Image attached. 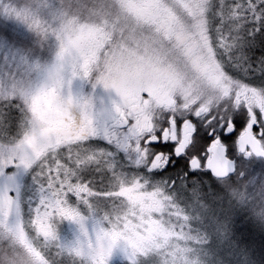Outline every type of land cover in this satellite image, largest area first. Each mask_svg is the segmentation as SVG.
<instances>
[{
  "label": "snow or ice",
  "instance_id": "snow-or-ice-1",
  "mask_svg": "<svg viewBox=\"0 0 264 264\" xmlns=\"http://www.w3.org/2000/svg\"><path fill=\"white\" fill-rule=\"evenodd\" d=\"M44 10L64 15L60 5ZM100 11L103 26L62 29L55 62L35 80L0 69V243L10 253L0 264H108L118 245L129 264L152 256L176 264L168 249L183 238L173 223L182 214L163 188L127 171L115 148L149 172L174 152L177 164L187 155L193 168L228 180L237 149L264 157V82L237 81L221 61L240 46L244 25L249 34L264 26V0H117ZM77 76L114 95L99 107L74 95ZM13 108L18 128L8 135ZM97 137L110 148L88 147ZM21 170L39 192L27 210L13 179ZM62 220L79 228L70 243L57 235Z\"/></svg>",
  "mask_w": 264,
  "mask_h": 264
},
{
  "label": "rangeland",
  "instance_id": "rangeland-1",
  "mask_svg": "<svg viewBox=\"0 0 264 264\" xmlns=\"http://www.w3.org/2000/svg\"><path fill=\"white\" fill-rule=\"evenodd\" d=\"M116 2L117 0H56L54 4L49 0L46 5L43 0H0V4H4L0 8V69L7 65L24 79L35 80L55 62L59 49L58 36L64 27L73 24L78 29L85 25L103 26L107 17L100 11L101 6L106 3L111 8ZM59 5L62 6L63 16L52 15L50 11L44 10L46 7L53 10ZM209 16L212 24L216 25L218 20L215 5ZM250 27L251 24H246L241 28L240 46L230 54L222 55L225 63L229 60L236 63L233 67L240 79L249 83H262L264 26L259 32L249 34ZM257 62H260V67H254ZM100 86L102 85L95 87ZM7 121L10 123L3 126V131L11 135L17 131L19 112L11 109ZM87 146L108 149L94 139L88 141ZM132 168L134 169L133 166ZM133 169L127 168V171H135ZM88 173L90 171L82 175L85 177ZM142 175L163 188L176 210L182 214L181 217H174L173 223L177 225V232H183V238L172 241L173 247L168 249L175 256L176 264H186L190 255L199 256L202 264H239L238 259L244 264H253L251 252L244 247L239 234L242 232L240 227L248 226L251 220L261 216L258 212L264 208L263 157H239L237 170L231 180L215 179L199 172L185 182L181 180L168 187L160 179L153 180L150 172H142ZM26 176L27 172L21 170L13 179L27 210L29 201L34 202L39 192L34 183L25 179ZM235 178L244 180L241 183ZM4 183L5 179L0 178V185ZM237 188L242 189L243 199L233 195V189ZM56 231L60 241L64 243L74 241L79 234L78 226L69 220L59 221ZM177 247L180 249L178 255L175 253ZM4 249L5 245L0 243V262L10 259V253H6ZM158 262L159 258L152 256L148 260H142L141 264ZM108 264H129L122 245L114 250Z\"/></svg>",
  "mask_w": 264,
  "mask_h": 264
},
{
  "label": "flooded vegetation",
  "instance_id": "flooded-vegetation-1",
  "mask_svg": "<svg viewBox=\"0 0 264 264\" xmlns=\"http://www.w3.org/2000/svg\"><path fill=\"white\" fill-rule=\"evenodd\" d=\"M221 61H222V67H223L224 71L229 76H231L232 78H234L237 81H239V80L246 81L245 79H240L238 77L240 75L236 74V72H235L236 69L233 67L234 65H236V63L234 61L229 60L228 63H225L223 55H221ZM249 75L250 74H248V76ZM71 90H72L74 95H80V96L94 98L97 101L98 107H99V102L101 100H103L105 103H107L109 101L110 96L114 95V93H110L109 90L104 89L103 86H100L99 88L93 87V81L91 79L83 78L80 76L74 77L72 79ZM225 102L226 101H221V104H223ZM163 123H165V124L167 123V115L166 114H165ZM94 140L103 144V147H108V149L110 148V146L104 142L102 137L94 138ZM160 143H163V141H160ZM156 150L157 151H167V149H156ZM115 152H116V154H118L119 159L122 162L128 164V169L129 168L133 169L132 168V166H133L134 167L133 170H135L136 172H139L140 174H142V172L147 171L146 166L144 164L136 165L133 161H130L129 160V154L127 152L122 151L119 148H115ZM201 154L203 155L204 153H201ZM173 156H175L174 152L169 154V164H167L165 167L160 168V169H156V170H152L150 172L153 174V178H154L153 180L160 179V181L162 180L163 183H166L168 187H171L172 185H176L177 182H180L181 180H183L185 182L190 176L197 175V173H199V172L208 174L215 179H222V178L215 176L213 174V172L210 171V169L205 165H201V166H198L196 168H193L191 166V164L188 163L189 157L187 155H185V160L181 161L179 164L176 163V160L179 159V157H176L175 159H173L172 158ZM239 157L251 158V157H256V156L243 155L237 149L236 150V158L233 159L234 163H235V169H234L232 175H234L235 171L237 170ZM23 172H24V170H23ZM147 172H149V171H147ZM92 175H93V173L90 172L84 178L87 179ZM144 177L149 178L146 176H144ZM155 185H157L156 182H155ZM168 187L166 188V190L168 189ZM97 188H100L99 184L97 185Z\"/></svg>",
  "mask_w": 264,
  "mask_h": 264
},
{
  "label": "trees",
  "instance_id": "trees-1",
  "mask_svg": "<svg viewBox=\"0 0 264 264\" xmlns=\"http://www.w3.org/2000/svg\"><path fill=\"white\" fill-rule=\"evenodd\" d=\"M2 6H4V4H0V8ZM233 177L234 175H232V178ZM235 179L241 183L244 180L240 178ZM247 227L250 228L246 229ZM240 229L242 231L239 234L240 240L244 244V247L251 252L253 264H264V223H261L255 218L251 220V223H249L248 226H241ZM238 262L239 264H244L239 259Z\"/></svg>",
  "mask_w": 264,
  "mask_h": 264
},
{
  "label": "clouds",
  "instance_id": "clouds-1",
  "mask_svg": "<svg viewBox=\"0 0 264 264\" xmlns=\"http://www.w3.org/2000/svg\"><path fill=\"white\" fill-rule=\"evenodd\" d=\"M237 192H242V189L237 188ZM243 193V192H242ZM261 223H264V216L257 218ZM186 264H202L201 259L197 255H190L186 261Z\"/></svg>",
  "mask_w": 264,
  "mask_h": 264
},
{
  "label": "water",
  "instance_id": "water-1",
  "mask_svg": "<svg viewBox=\"0 0 264 264\" xmlns=\"http://www.w3.org/2000/svg\"><path fill=\"white\" fill-rule=\"evenodd\" d=\"M233 167H234V169H235V163H234V160H233Z\"/></svg>",
  "mask_w": 264,
  "mask_h": 264
}]
</instances>
